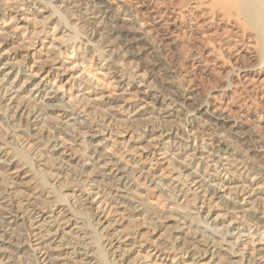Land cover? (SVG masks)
<instances>
[{
	"label": "bare ground",
	"instance_id": "1",
	"mask_svg": "<svg viewBox=\"0 0 264 264\" xmlns=\"http://www.w3.org/2000/svg\"><path fill=\"white\" fill-rule=\"evenodd\" d=\"M0 21L54 53L60 80L77 76L110 99L83 92L93 111L122 123L133 117L114 110L120 102L149 106L133 120L172 148L182 182L142 167L137 182L102 151L104 128L0 49V168L15 177L26 168L40 186L27 195L0 175V264H148L150 252L171 264H264V189L250 183L264 185V0H0ZM119 50L139 65L127 68ZM47 126L79 148L69 152ZM147 184L174 218L132 194ZM192 185L206 199H189L196 212L179 207Z\"/></svg>",
	"mask_w": 264,
	"mask_h": 264
},
{
	"label": "rangeland",
	"instance_id": "2",
	"mask_svg": "<svg viewBox=\"0 0 264 264\" xmlns=\"http://www.w3.org/2000/svg\"><path fill=\"white\" fill-rule=\"evenodd\" d=\"M31 38H32L31 35L23 33V30L10 28L7 23H3L0 21V49L2 50V52H4V54H6L7 57H9L14 62L19 63L20 61H23L24 63L23 66H25L29 72L34 74L36 76V79L47 81L49 84L56 86V88L59 89L61 93H64L66 100L69 101V103L76 104L80 108V112L82 114H85L86 117L89 118V120L92 119V121H94L95 124L97 123L98 125L97 128H104V132L102 134L105 139L103 140L102 143V149H103L102 151L107 156L117 157L121 159L124 165L130 167V169H134L135 170L134 176L137 182H139L141 177H136L139 176V174L136 175V173L137 171H140L142 167L144 170L149 169L151 172V176H154V178H156V175L160 176L158 179H156L157 181L161 178V176L164 177V180H162L161 183L169 179L170 180L174 179L173 181L175 182V184L182 186V182L177 179L178 174L168 164V160L166 158V155L172 152V148L171 149H169L168 147L164 148L162 144L160 146L159 145L156 146L154 142L150 140V138L145 136V131L142 128L143 124L139 123L138 120L136 121L133 120L138 116V112L141 109L143 108L149 109L150 108L149 106L141 104L139 100L138 101L134 100V98L132 99V101H130V103L120 102L121 105L114 108V110L118 109L122 117L125 118L127 116L133 117L132 119H130V121L124 120L122 123H118L117 121L108 119V117L102 116L101 113L97 111H93V109H91L89 105H86L81 101L82 97H80V95L83 92L98 101L104 100L108 102L110 99L107 97L100 98L101 97L100 94L97 95L96 93H92V90L86 89L84 84L80 85V80L78 79L77 76L69 77V79L67 77L65 80H60V77L59 78L56 77L54 72L56 71L57 68L60 67L59 59L54 57L55 56L54 53L49 52V50L46 47H44L43 44L41 43L39 44L38 42H35L33 45H31L32 43ZM118 55L126 63L127 68H133L139 65L134 59L129 58L126 54H124L120 50L118 51ZM105 72H109V74H111V71L106 70ZM106 79H107L106 81H110L108 77ZM106 84L107 86L105 91H109L113 89L112 84H108V83ZM115 91L117 93H121V90H115ZM151 91L153 93L155 92L154 89H151ZM155 93L160 97L161 100L163 99L160 93L158 92ZM106 94H108V92H106ZM32 104L33 105L31 106V108L33 110L44 108L41 104H36V103H32ZM130 105L131 107L132 106L136 107L137 105V108L134 109L133 112H131V108L130 109L127 108ZM90 111H92L93 113H89ZM162 113L163 115L161 114V116L164 117L165 119V117L167 116L164 114L163 111ZM141 118H143V116H141ZM58 119H61V117ZM99 122L101 124L103 123V125L99 126L98 124ZM53 123L57 125L59 124V121H54ZM75 127H77L76 130L78 132L83 130L82 127H78L77 125H75ZM148 128L150 127L148 126ZM187 129H189V125ZM46 130L47 132L60 137V139L63 140L68 145V147L71 148V151L69 152H72L73 150L79 148V146L71 144L67 140V137L64 134L58 133L56 131L53 132V130L49 126H47ZM199 136L200 137L198 140H196V142L200 141L201 135ZM164 137H166V134L164 135ZM166 139L170 140L171 142V138L169 139V136H167ZM193 139L194 136L189 138L188 143H192ZM29 141L30 138H28V136L24 134H22L18 138V143L24 142V144H26ZM181 153L182 150L177 151L176 155L180 157V159H183L184 155L182 156ZM83 155L87 157L86 152L83 153ZM228 155L229 154L225 155V159L228 157ZM185 161L188 162L190 161V159H186ZM226 161H228V159ZM197 162L199 163V159L197 160ZM205 162H207V160L203 162L200 161L199 167H202V169H204L206 166ZM234 163H238V162L235 161ZM222 169L223 166L219 170L221 173V178H223L224 176L225 179L231 177V174L229 173L225 174L226 172L223 171ZM14 170L15 168H12L10 170H8V168H0L1 178L6 180V182H13L11 187L21 190L24 194L31 196L38 195L37 191L39 190L40 187L38 183L39 181H37L36 178H33L32 173L26 172L27 169L25 168L23 169V172L20 173L21 174L20 177H15L16 174L13 173ZM250 183H252L251 187L254 190V192L256 191L259 192L262 189H264V185L261 183L256 184L255 181L253 182L250 181ZM247 184L249 183L247 182ZM234 185L235 184H233V186ZM238 185H241V183H239ZM192 187L193 190L191 196L188 198V201H185L186 199L185 197H181L180 198L181 203L179 207H185V209L192 208L193 211L196 212V210L193 208L194 207L193 204H191L193 201H190L189 199L193 197L194 194L197 195L199 197L198 206H200L202 203L201 201L199 202L200 199L201 200H206V199L205 197H203V192L201 191L200 188H197V186L194 185H192ZM144 188H146V190L137 189L132 194L138 196L140 199L144 201L149 202L148 205H152L153 207L157 208L165 216L170 215L169 216L170 218L171 217L174 218L176 213L172 211L169 212V210L167 209L168 201H166L164 197L163 198L158 197L157 196L158 192L156 191V189H152V186H149V184H147ZM260 195L264 197V192L261 193ZM246 200L247 201L250 200L248 195L245 196L244 202H246ZM258 201H260L261 203V201L264 200L260 198V200L258 199ZM203 208L205 211L210 210V206L207 201H205V204H203ZM213 212L217 214L219 211L214 210ZM231 216L233 217L234 214L231 213ZM228 219L231 220L232 218L229 217ZM238 224L239 223H235V225ZM243 240L244 241L247 240V236L243 237ZM148 251L150 252V249H145L144 252L143 251L142 252L145 254ZM150 253L152 254V256L149 257V260L147 261L148 264L151 262L157 264H171V262H167V260L163 261L162 259L159 258V256L154 255L153 252ZM203 262L205 264H209L208 259H204ZM176 264H181V263L177 262Z\"/></svg>",
	"mask_w": 264,
	"mask_h": 264
}]
</instances>
